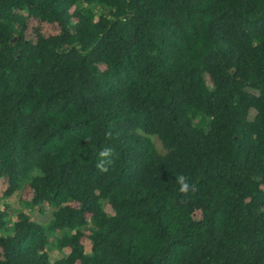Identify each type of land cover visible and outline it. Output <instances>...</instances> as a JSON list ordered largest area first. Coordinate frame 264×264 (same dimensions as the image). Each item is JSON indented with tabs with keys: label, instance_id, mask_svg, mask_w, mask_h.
<instances>
[{
	"label": "trees",
	"instance_id": "trees-1",
	"mask_svg": "<svg viewBox=\"0 0 264 264\" xmlns=\"http://www.w3.org/2000/svg\"><path fill=\"white\" fill-rule=\"evenodd\" d=\"M18 190L0 264H264V0H0Z\"/></svg>",
	"mask_w": 264,
	"mask_h": 264
},
{
	"label": "rangeland",
	"instance_id": "rangeland-1",
	"mask_svg": "<svg viewBox=\"0 0 264 264\" xmlns=\"http://www.w3.org/2000/svg\"><path fill=\"white\" fill-rule=\"evenodd\" d=\"M20 190L14 192L12 196L10 197H3L0 196V211L2 212V219L4 221V226L0 230L1 236H9L11 234L12 228H13V222L15 218V214L17 212H26L28 213L31 218L39 223V224H45L51 219V209H42V211L38 209H34L33 212H29V206L19 202L18 196H19ZM66 232V229L57 231L56 235H61ZM54 235V234H53ZM50 252V258L53 260L55 258H58L62 255L56 250H52L51 247H49ZM65 253V251H63Z\"/></svg>",
	"mask_w": 264,
	"mask_h": 264
},
{
	"label": "clouds",
	"instance_id": "clouds-1",
	"mask_svg": "<svg viewBox=\"0 0 264 264\" xmlns=\"http://www.w3.org/2000/svg\"><path fill=\"white\" fill-rule=\"evenodd\" d=\"M105 153H102L104 155ZM176 181L179 185V191L180 192H186L189 189V184L183 175H179L176 177Z\"/></svg>",
	"mask_w": 264,
	"mask_h": 264
}]
</instances>
